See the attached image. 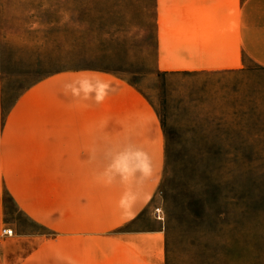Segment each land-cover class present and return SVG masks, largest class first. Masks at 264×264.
<instances>
[{
	"label": "rangeland",
	"instance_id": "1",
	"mask_svg": "<svg viewBox=\"0 0 264 264\" xmlns=\"http://www.w3.org/2000/svg\"><path fill=\"white\" fill-rule=\"evenodd\" d=\"M154 1L0 0L4 110L48 75L117 74L153 105L165 139L159 186L126 228L161 226L164 264H264V67L245 57L238 70H160ZM3 204L20 264H108L106 241L61 243L6 191Z\"/></svg>",
	"mask_w": 264,
	"mask_h": 264
},
{
	"label": "crops",
	"instance_id": "2",
	"mask_svg": "<svg viewBox=\"0 0 264 264\" xmlns=\"http://www.w3.org/2000/svg\"><path fill=\"white\" fill-rule=\"evenodd\" d=\"M154 20L162 71L238 70L245 57L264 67V0H155ZM1 78L0 264H20L5 248L16 238L3 232L4 191L61 243L104 240L108 264H164L161 226L126 228L165 166L163 128L146 96L113 72L78 70L42 78L5 111Z\"/></svg>",
	"mask_w": 264,
	"mask_h": 264
},
{
	"label": "built area",
	"instance_id": "3",
	"mask_svg": "<svg viewBox=\"0 0 264 264\" xmlns=\"http://www.w3.org/2000/svg\"><path fill=\"white\" fill-rule=\"evenodd\" d=\"M3 232L6 233V234H9V235H12L13 234V229H3Z\"/></svg>",
	"mask_w": 264,
	"mask_h": 264
}]
</instances>
